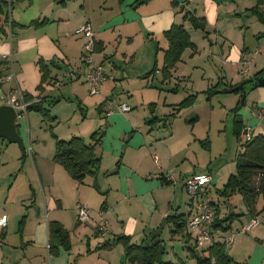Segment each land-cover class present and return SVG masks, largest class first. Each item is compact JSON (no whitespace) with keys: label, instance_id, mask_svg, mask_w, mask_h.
I'll list each match as a JSON object with an SVG mask.
<instances>
[{"label":"crops","instance_id":"crops-1","mask_svg":"<svg viewBox=\"0 0 264 264\" xmlns=\"http://www.w3.org/2000/svg\"><path fill=\"white\" fill-rule=\"evenodd\" d=\"M28 1L20 0V3H18L20 5L19 9L18 7L14 8L13 18H10L8 13H0V60L7 55L14 62L17 75L15 81L11 83L13 87L19 86L25 96L30 94L35 100L46 97L47 102L55 91L56 84H60L61 79H59V74L52 68L53 79L45 83L43 89L40 90L38 86L41 83L42 72L38 62L40 59H44L45 61L66 64L71 62L70 60L75 52L81 58L85 41L79 32V28L86 23H90L94 30L96 50L94 54L97 55L98 62L103 65L105 71H108L107 68L111 70L110 72L114 76L113 80H122V78H126V75L118 70L121 62L133 61L138 50V47L135 51L134 48H131L134 34L141 35L143 41L156 40L159 43L158 39L163 36L164 31L170 29L174 23L181 21L183 13L179 12L182 11L181 7L186 10L187 6L191 7L192 12L194 11V13L206 17L208 29L214 27L219 30L222 18L220 11L225 10V15H228L226 20L233 24L231 16L232 13L233 15L236 14L237 9V0H224L223 2L204 0L203 12L200 13L198 9L193 8V0H176L180 3L177 7L172 4L173 0H149L141 4L138 3L139 0H125L123 3H120L119 0ZM1 2L2 0H0ZM14 2L15 0H8L9 5L5 10L10 11L9 8L11 5L14 6ZM153 2L156 4L145 5ZM28 12L30 13V19H26L24 16ZM33 22L38 23L32 24ZM184 22V25H186L187 21ZM235 24L233 25L237 29ZM263 33L264 29H260L257 36L260 38ZM220 34L223 33L220 31ZM245 34L246 32L243 33L242 39L237 37L235 39L237 41H235L234 38L236 37L233 38L232 32L224 31V41L232 40L237 45L235 47L233 44H229L231 46L229 49L230 59H232V64L236 69L241 64L242 50L252 51V49L247 48ZM258 49L262 53V49L260 47ZM120 53H122L124 60L116 58ZM256 53L258 52L256 51ZM252 55L255 61L254 65L257 66V57L255 54ZM8 61L10 63V60ZM184 61L182 56V60L173 71V76L167 80L163 79V82L174 80L175 86L171 88L172 90H178V81L182 79L180 76L186 72V67L184 69V65H182ZM83 65H86V63H83ZM259 66L261 67L258 71L264 68V56ZM152 69L153 67L149 71L141 73L146 75V79L148 78L149 86L151 85L149 78L161 71L157 70L155 73L150 74ZM144 70H146V67ZM4 71L6 70L4 69ZM258 71L253 70L245 76V79ZM78 73L76 78L69 76L70 81L80 79L81 73ZM84 82L88 87L89 95H96L90 93L86 77ZM74 84H71L72 87L77 89V83ZM120 84L125 87L124 80ZM0 86L3 87L4 92L9 87L2 79H0ZM102 88L105 92L103 101L108 100V102L101 108L98 106V112L100 114L105 112L109 126L106 130L103 129L104 136L99 145L103 151L100 150L99 153V146L97 147V153L101 156V168L95 175L88 176L87 179H90H86L84 183L75 181L64 167L54 159L51 160L50 166H46L45 157L43 156L48 153H43L40 150L41 146H34L32 159L28 160L25 158L27 156L25 154L27 153L26 147L24 151L26 156H24L19 148L10 145L4 147V142L0 144V162L6 164L12 157L8 155L17 152L13 159L21 163L20 169L27 164L30 173L34 174V176H31L26 171V176L22 178L25 181L24 184L22 183V194H16L13 199V201L20 202V206L13 212L8 206V202L11 200L9 192L12 182L7 186L4 194L2 178L13 168L8 166L0 168V196L5 195L6 199L5 202H0V207L3 206V208H0V218L3 216L8 218L7 225L0 226V264H139L126 260L124 247L121 243H114L111 247H104V244L107 241L113 242L119 235H129L133 242L139 244H151L160 236L157 229L164 217L167 218L171 214H186L188 220L196 212V203L191 198L190 202L187 200L188 210L186 212L182 211L184 210L182 207L185 205L184 200L186 198L183 194L178 193L179 187L176 186L180 185L182 189H186L184 182L189 176L202 174V172L193 171L197 170L195 168L183 169L185 166H180L183 161L189 158L190 146L194 141L193 136L185 135L175 138L176 134L172 131L169 138L163 140L165 142L163 145L170 151V157L165 159L164 162H160L161 158L159 159L157 154L152 155L154 148H158L157 145L162 140H158L150 134L137 132L145 129L134 122L133 113H130L133 107L129 105L131 109L128 111H121L119 108V105L128 102L127 100H122L121 103L117 104L116 109L108 108V104L111 106V103L114 102L116 94V87L111 80L106 78ZM222 92L224 91L222 90ZM77 101L84 119L86 113L85 108L82 106L83 101L79 97H77ZM177 104L175 103L173 106L175 107ZM153 107L150 108L152 109L150 110L151 116L156 112ZM254 108L249 110V113L246 109L247 116L241 113V108L240 114L246 127H249L254 133H263L262 120L255 116ZM79 131L80 129H76L69 131L68 134H71L70 136L78 135L77 132ZM53 132L55 133V127ZM56 136L61 139L65 138L60 134H56ZM54 149L55 151L52 154L55 155V140ZM29 153L32 154V150ZM54 155L52 158H54ZM108 155L112 158L110 162L114 161V163L111 167L105 168V176L116 173L117 186L110 182L106 185L103 182L106 186L104 188L100 186L97 179L103 166V157ZM155 156H157V159ZM118 162H120L119 165H117ZM207 170L204 173L214 175L210 169ZM176 171L179 173H175ZM13 173L11 172L9 176ZM20 175L21 173L18 174V176ZM105 176L103 177L106 178ZM172 178H176V181H173ZM211 182L216 183L214 176ZM211 182L204 186L206 190L210 189L209 184ZM166 188L172 189L168 200L164 197ZM79 202H83L90 207L91 221L87 223L79 221L77 210ZM213 203L215 210L218 211L217 208L218 204L221 205L220 202L213 201ZM220 211L222 212V205ZM24 212L26 213L24 214ZM230 212V214H236V217L229 222V228L227 224L228 229L215 230L212 228L217 239L225 240L226 237L222 234L231 229L237 217L244 215L243 213H237V211ZM18 213L21 216L19 221L17 219L19 218ZM247 214L251 220L255 218L248 213V210ZM227 217L224 220H228ZM102 218L107 224V235L104 237L97 231V226L102 223ZM251 220L245 224L243 222L242 229ZM51 221L62 223L70 232L72 247L66 250L59 246L60 253L58 255L51 254L48 248L51 239L49 233V222ZM167 223L172 224L171 239L176 245L174 248L175 254L184 251L189 242L194 243L196 246L193 235L191 236L187 232V226L175 232L178 227L177 224L166 222L165 225ZM251 228L245 231L241 229L240 232L245 233ZM233 235V240L227 245V250L233 258L234 264H237V231L231 236ZM76 237L80 239L81 244L84 242L85 248L81 247L77 256L74 257L77 253ZM94 238L98 239L96 245L93 244ZM54 241L56 243L57 239ZM120 244L122 248L118 246ZM208 245H206V248ZM95 246L97 247L95 248ZM228 246L233 249L232 253ZM188 248L191 250L192 247Z\"/></svg>","mask_w":264,"mask_h":264},{"label":"rangeland","instance_id":"rangeland-1","mask_svg":"<svg viewBox=\"0 0 264 264\" xmlns=\"http://www.w3.org/2000/svg\"><path fill=\"white\" fill-rule=\"evenodd\" d=\"M218 1L223 2L224 0ZM27 2L29 1L27 0ZM18 3H20V0H15L14 6L11 5L9 8L10 11L6 10V13L9 14L10 18H13L14 8L18 7L19 9L20 5ZM148 4L151 6L152 4L156 3H146L145 5ZM192 4L193 8L198 9L199 13L203 12L204 0H193ZM255 4L256 0H237L236 14L233 15L232 13L231 16L232 22L233 24L236 23L235 25L237 29L232 23L226 20L228 15H225V10H222L220 11L222 17L220 25L221 28H219V30H216L214 27L211 29L207 28V31L209 32L207 35L205 34L206 32L195 28L190 20L183 19L184 13L186 11L191 10L192 12L190 6H187L185 11L179 12L183 13V20L181 19V21L177 23L185 24L184 21H187L185 27L189 31L191 38L197 47L196 49L189 47L183 53V59L185 61L182 63V65H184V69L186 67V72L184 75L180 76L182 79L178 81V90L171 89L175 86L174 80H171L170 82H163L161 69L164 62V49L168 48L169 46L164 34L158 39L159 43H157L156 40L143 41V37L141 35L134 34L133 41L131 42V48H134L135 51L136 47H138L137 53L134 56L133 61H122L120 67L118 68L121 73L126 75V78H122V80H124L125 87H127L126 89L124 86H122V84H120L122 80H113L114 76L111 74V70H109V68H107L108 71H105L107 80H111L112 84L116 87L114 102L111 103V106L108 104V108L111 107L116 109V105L121 103L122 100L128 101L126 103L133 107V110L130 113H133L134 122L137 125L143 126L145 129L144 131L138 130L137 132L148 135L150 134L154 138L162 140V144L158 143V148H154L152 155L154 156V154H157L159 159L161 158L160 162H164L165 159L170 157V151L163 145L165 144L163 140L169 138L172 131H174L176 134L175 138L185 135L193 136L194 141L190 146L191 153L189 158L183 161L180 166H185L183 169L195 168L197 170L193 171L202 173H204V171H208L207 169L212 171V174H214V180L216 179V183L211 182L209 184L210 189L206 190L204 188V191L206 192V196L209 200L212 202H220L222 205L221 212V205L218 204V211H216V213L218 212V214H216L217 218L227 217L231 213L230 211H237V213L244 214L237 217V220L233 223L231 229L225 231L224 234H222L225 237H229L237 231V264H264V211L258 213L256 217L260 221L258 225L252 227L245 233L240 232L243 227V222L245 224L251 220L250 217H248L246 204L242 196L239 193L231 196H225L221 195L219 192V189L222 190L224 188V184L226 183L230 173L235 172L236 157L242 149L241 139H238L234 133V107L242 99V95L241 93L235 91L220 92L212 96L211 101H208L207 95L204 93V91L212 84H216L221 80L224 82L226 81L227 83L235 84L241 82L242 79H245V75L242 73V71H240L242 70L243 65H238L239 68L237 67L236 69L232 64V59H230L229 55V49L231 48L229 44H233L235 47H237V45H235L232 40H227V42L224 41V31L232 32L233 38L236 37L234 40L237 39V37L242 39L243 33L246 32L245 39L247 42L245 43H247L248 49H252V51L250 50L248 52L249 58L253 59L252 54H255L257 57V66L254 65L255 61L253 60V63L250 65L251 71L249 73H251L253 70L258 71L260 69L261 66L259 65L261 63V59L264 56V33L260 38L257 35L260 29H264V23L259 20L257 15L247 11L250 6L252 7ZM29 12L24 14L26 19H30ZM192 13H194V11ZM194 14L196 16H200L196 13ZM220 31L223 33L222 35L220 34ZM82 37L85 41L86 38L84 34H82ZM259 47L262 49V53L259 52ZM256 51L258 53H256ZM94 58L97 61L96 63L101 64L97 60V55L94 54ZM116 58L119 60H124L122 53L116 56ZM70 61L71 62H67L66 64L63 62L62 64L54 62V64L51 66V69L53 68L54 71L59 74V79H61V82L60 84H56V89L52 93V96L49 98V101L46 103V105L50 108L51 115L57 116V119L53 121L51 117L44 118L41 113L36 111H28L22 116V118H19L17 122L19 132L21 133L24 145L27 148V156L24 155L26 156L25 158L28 160L32 159L34 146H41L40 150L43 153H48L47 155L43 156L45 157L44 161L46 166H50V162L54 155L52 152L55 151V139L50 130L52 125L55 127L56 134L65 136L63 139H70L72 137L70 136L71 134H68L69 131L80 129L77 134L78 136L84 137L86 142L91 141L90 137L92 132L98 129H100V131L103 129L106 130V128L109 126L105 112H101V114L98 112V106L104 100V89L102 88L101 92H98L96 95H89L88 87L86 86V82H84L86 73L90 69L89 66L83 65L84 61L82 59V55L80 58V55L78 56L77 52L73 54ZM155 63H157L161 71H158L149 78L151 84L149 86L147 80L148 78L146 79V75L141 73L149 71L152 67L154 68ZM145 67L146 70H144ZM70 72L81 73L80 79L70 81ZM179 74L181 73L179 72ZM75 82L78 85L76 86L77 89H74L71 85ZM190 93H198V97L193 106L183 107L180 109L177 108V105L175 107L173 106L175 103H180L182 100H184ZM3 94V87L0 86V104H2L1 98ZM77 97L83 101L82 106L85 108L86 113V118L84 119L78 107ZM151 103H156V106H154L156 115L153 114L152 116L150 113V110H152L150 109ZM254 107L264 110V86H259L249 93L246 98V102L242 107L241 113L247 116L249 110H253ZM246 109H248V113H246ZM255 116L262 120L261 127L264 131V114L260 113L259 115ZM244 135L245 129L242 133V136ZM206 139H208V143L203 145L202 141ZM3 142L4 147H7V145L14 146L19 148L21 153L24 154L18 143L1 141L0 144ZM31 150L32 154L29 153ZM100 150L101 152L103 151V149H101L99 146V153ZM15 155H17V152L16 154L14 152L10 153L8 156L12 157L6 164L0 162V168L4 166L13 168L8 174L2 177L4 182V194L6 192L7 186H9L12 182L9 192L11 200H9L8 206L13 212L20 206V202L17 200L13 201V199L15 198L16 194H22V185L25 183L24 179L22 180V178L26 176V171L30 173L29 166H27V164H25V166L20 169L21 163H18L17 160L13 159ZM98 155L100 156V154ZM111 160L112 158L109 155L103 157V166L97 179L100 186L104 188L106 186L103 184V182H105L106 185L108 182H110L114 186H117L116 173H111L107 177L105 176V168L111 167L114 163V161L110 162ZM11 172L14 173L9 176ZM177 172L178 171L175 173ZM19 173H21L20 176H18ZM31 176H34V174L32 173ZM89 179L90 178L87 180ZM176 186L179 187L178 193L183 194L186 198L184 200L185 205L182 207L184 209L182 211L186 212V210L189 208L187 202H190L191 197L186 189H182L180 185ZM165 190L166 193L164 197L168 200L172 189L166 188ZM5 200V195H1L0 202L3 203ZM79 203L88 206L83 202ZM263 203L264 200L262 197H260L258 200L259 209L262 208ZM0 208H3V206ZM25 213L26 212H24V214ZM17 216H19V218H17L19 221L21 217L20 213H18ZM162 222L163 220H161L160 223L162 224ZM171 226V223H167L164 226L165 228L163 227L159 234V238L163 240L167 251L164 256V260L166 262H170L171 264H201L198 258L192 255V252L194 251L199 255H206V253H204L206 252L204 250L207 249L206 245L195 246L194 243L189 242L187 246L192 247V251L187 247L184 249V251L175 254L174 248L176 245L171 239ZM158 229L157 233H159ZM94 239L95 240L93 244L96 245L98 239ZM75 241L77 245V253L74 257L77 256L81 247L85 248L84 242L81 244L78 237H76ZM118 246L122 248L121 244ZM96 247L97 246H95V248ZM228 249L230 252L233 250L230 249L229 246ZM45 250L47 251V249Z\"/></svg>","mask_w":264,"mask_h":264},{"label":"trees","instance_id":"trees-1","mask_svg":"<svg viewBox=\"0 0 264 264\" xmlns=\"http://www.w3.org/2000/svg\"><path fill=\"white\" fill-rule=\"evenodd\" d=\"M124 1L125 0H119L120 3H123ZM172 4L175 7L180 5V3L176 0H173ZM8 5V0H2L0 3V13L7 14L5 9ZM181 10L185 11V8L181 7ZM247 11L257 15L259 20L264 23V0H256V4L248 8ZM183 19L190 20L195 28L206 32V35L209 33L207 31L206 17L196 16L191 11H186ZM36 23L38 22H33L32 24ZM164 36L167 39L169 46L164 51V62L161 70L163 79L167 80L173 76V71L182 60L184 51L189 47L196 49L197 46L183 23H174L170 29L164 31ZM242 53L248 54V51L242 50ZM5 64V60H0V79H2L5 75V71L3 69V65ZM38 64L42 72L41 83L38 86L41 90L43 89L45 83L53 79L51 66L54 64V61H45L44 59H40ZM157 70L160 69L157 63H155V66L151 70L150 74L155 73ZM263 73L264 68L252 76H258ZM247 79L248 78L244 80ZM241 82L233 84L221 80L216 84L209 86L204 93L207 95V100L210 101L212 96L222 92L225 87L234 88L241 84ZM234 91L241 93L242 95V99L234 107V133L238 139H242L243 130H246L247 127L242 115L240 114V110L245 104L246 99L243 100V89L240 88ZM197 97L198 93H190L184 100L177 104V108L180 109L183 107L193 106ZM26 99L30 102L28 111H36L41 113L44 118L51 117L53 121L56 120L57 117L51 115V110L46 105V97H40L35 100L32 95L27 94ZM106 102H108V100L99 104L100 108L104 106ZM155 105L156 103L150 104V106ZM256 109L259 108H254V110ZM53 128L54 126L52 125L50 130L55 138L56 146V152L53 158L54 161L62 165L75 181L84 183L88 176L95 175L101 168V156L97 153V147L102 142L101 139L104 136V130H95L91 134V141L86 142L84 137L78 135H74L70 139H61L53 132ZM1 141L8 140L0 137V142ZM206 143H208V139L202 141L203 145ZM241 145L242 149L236 157V170L229 175L226 183L224 184V188L219 190V192L221 195L225 196H231L236 193L241 194L246 204L248 213L252 217L256 218L258 213L264 211V206L261 209H258L257 207L259 198L262 197L264 199V133H254L251 140L244 143L241 142ZM119 163L120 162H118L117 165H119ZM165 180L167 181V179ZM95 187H97V185H95ZM228 216V220H224V218H217L215 215L212 228L215 230L228 229L230 227L229 222L236 217V214H230ZM187 221L186 214H171L166 218V222H173L177 224L178 227L175 232L184 229V227L187 226ZM49 233L51 237L49 244L51 254L58 255L60 253L59 246H62L66 250H69L72 247L70 232L62 223L57 221L49 222ZM55 239H57L56 243L54 241ZM114 243H121L123 245L125 258L128 262L139 264H171L170 262H166L164 260L166 249L163 240L160 239L159 236L158 239L151 244H139L133 242L129 235H119L113 240V242L107 241L104 244V247H111ZM192 255L197 257L201 264H234L233 258L228 253L225 240L217 239L215 236L206 249V255L203 254L201 260L199 259L200 255L198 253L193 251Z\"/></svg>","mask_w":264,"mask_h":264},{"label":"built area","instance_id":"built-area-1","mask_svg":"<svg viewBox=\"0 0 264 264\" xmlns=\"http://www.w3.org/2000/svg\"><path fill=\"white\" fill-rule=\"evenodd\" d=\"M10 2V1H9ZM79 32L84 34L85 42L83 46V61L86 65L89 66V71L86 73V80L90 87L91 94H97L100 92L103 82L106 79V72L102 64H98L95 61L94 53H95V36L94 30L90 23H86L79 28ZM6 61V64L3 65V69H5V75L2 78L4 83L8 84L7 90L4 92L1 102L2 104L13 106L17 111V122L19 118L28 112L29 101L26 99L25 94L22 89L17 86L13 87L11 83L16 79V68L14 62L11 57L7 55L2 58ZM10 60V63L9 61ZM253 63V59L249 58L247 53L241 54V64L243 65L242 73L247 76L250 70V65ZM69 76L76 78V72H70ZM121 111H128L131 107L123 103L119 105ZM255 115H259L260 113L264 114L262 109L254 110ZM249 127L245 130V135L242 136L241 142H247L251 140L254 136V131ZM157 159V156H155ZM173 181H176V178ZM213 180V176L210 173H202V174H194L189 176L184 185L186 187L187 192L189 193L193 202L196 203V212L188 219L187 221V232L190 235H193L195 238L196 245H208L212 242L214 237V231L212 230V224L215 219L216 210L212 201L208 199L206 196V192L204 191V186ZM78 218L82 223H87L91 221V209L88 206L78 204ZM8 218L7 216H3L0 218V226L7 225ZM259 223L258 218H253L249 224H247L242 230H246L251 228L253 225ZM97 231L101 236L107 235V224L102 218V223L97 226ZM233 236H229L225 238V243L229 245ZM50 247V245H48Z\"/></svg>","mask_w":264,"mask_h":264},{"label":"water","instance_id":"water-1","mask_svg":"<svg viewBox=\"0 0 264 264\" xmlns=\"http://www.w3.org/2000/svg\"><path fill=\"white\" fill-rule=\"evenodd\" d=\"M147 1L149 0H139L138 3L141 4ZM259 86H264V73L244 80L237 87H225L223 91L233 92L234 90L241 88L244 91L243 100H245L249 93ZM0 137L6 138L10 143H18L23 152L25 151L23 138L18 129L17 111L13 106L0 104ZM165 223L166 218L163 219V222L158 230L159 233L163 229ZM199 259H202V256H199Z\"/></svg>","mask_w":264,"mask_h":264}]
</instances>
